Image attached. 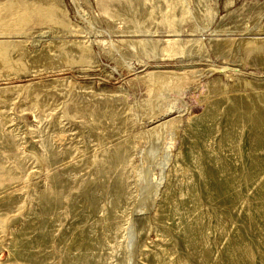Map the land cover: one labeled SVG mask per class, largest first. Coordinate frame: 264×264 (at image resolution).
<instances>
[{
  "label": "rangeland",
  "instance_id": "obj_1",
  "mask_svg": "<svg viewBox=\"0 0 264 264\" xmlns=\"http://www.w3.org/2000/svg\"><path fill=\"white\" fill-rule=\"evenodd\" d=\"M0 264H264V0H0Z\"/></svg>",
  "mask_w": 264,
  "mask_h": 264
},
{
  "label": "bare ground",
  "instance_id": "obj_2",
  "mask_svg": "<svg viewBox=\"0 0 264 264\" xmlns=\"http://www.w3.org/2000/svg\"><path fill=\"white\" fill-rule=\"evenodd\" d=\"M84 46V45H83ZM85 52V51H84ZM157 127V126H156ZM155 139V138H154ZM75 144V143H74Z\"/></svg>",
  "mask_w": 264,
  "mask_h": 264
}]
</instances>
